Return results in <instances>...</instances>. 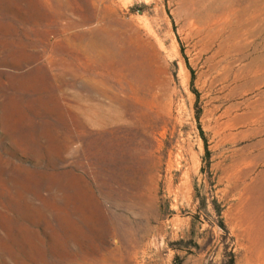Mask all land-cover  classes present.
<instances>
[{
  "label": "rangeland",
  "instance_id": "obj_1",
  "mask_svg": "<svg viewBox=\"0 0 264 264\" xmlns=\"http://www.w3.org/2000/svg\"><path fill=\"white\" fill-rule=\"evenodd\" d=\"M252 1L0 0V264H264Z\"/></svg>",
  "mask_w": 264,
  "mask_h": 264
},
{
  "label": "bare ground",
  "instance_id": "obj_2",
  "mask_svg": "<svg viewBox=\"0 0 264 264\" xmlns=\"http://www.w3.org/2000/svg\"><path fill=\"white\" fill-rule=\"evenodd\" d=\"M182 1H183V0H182ZM231 1H232V0H231ZM234 1H235V0H234ZM250 1H251V3L253 2L252 0H250ZM204 2H205V1H204ZM208 2H209V1H208ZM236 2H240V0H236ZM221 3H222V6H223L224 1H222ZM226 3H227V2H226ZM213 4H214V3H213ZM216 5H217V4H216ZM225 5H226V4H225ZM225 5H224V6H225ZM249 5H251L250 2H249V4H248L247 6H245V8L243 9V12H246V7H248ZM257 5H258V4H257ZM209 6H210V5H209ZM230 6H231V5H230ZM188 7H189V6H188ZM192 7H193V6H192ZM201 7H203V6H201ZM206 7H207V6H206ZM206 7H204V11H203L204 13H202V14L204 15L203 17H205L206 20H211L212 17L214 18V16H213L212 14H210V12H209V11L212 10V9L209 8V7H208V8H206ZM213 7H214V6H213ZM242 7H244V5H243ZM249 7H250V6H249ZM189 8H190V7H189ZM199 8H200V5H199ZM205 8H206V9H205ZM225 8H226V6H225ZM232 8H233V7H232ZM250 8H251V7H250ZM250 8H249V9H250ZM254 8H255V7H254ZM222 9H223V8H222ZM230 9H231V8H230ZM255 9H256V8H255ZM183 10H184V9H183ZM218 10H219V9H218ZM220 10H221V9H220ZM231 10H233V9H231ZM231 10H230V12H231ZM224 11H225V10H224ZM228 11H229V10H228ZM234 11H235V10H234ZM237 11H238V9H237ZM252 11H253V10H252ZM257 11H258V10H257ZM260 11H261V10H260ZM230 12H229V13H230ZM255 12H256V11H255ZM212 13H213V12H212ZM220 13H222V12H220ZM220 13H218V14L220 15ZM241 13H242V12H241ZM213 14H214V13H213ZM223 14H224V13H223ZM225 14H226V13H225ZM225 14H224V16H225ZM233 14H234V12H233ZM238 14H240V13H238ZM244 14H246V13H244ZM253 14H254V13H253ZM253 14H251V15H253ZM215 15H216V14H215ZM235 15H236V14H235ZM247 15H248V13H247ZM251 15H250V16H251ZM222 16H223V15H222ZM238 16H239V15H238ZM241 16H242V15H241ZM256 16H257V15H256ZM196 17H197V16H196ZM216 17H217V16H216ZM225 17H226V16H225ZM225 17H224V18H225ZM228 17H229V16H228ZM235 17H236V16H235ZM252 17H253V16H252ZM252 17L250 18V17L248 16V17H247V20H248V19L251 20ZM191 18H192V17H191ZM236 18H238V17H236ZM239 18H240V17H239ZM244 18H245V17H244ZM193 19H194V18H193ZM219 19H220V18H219ZM233 19H234V18H233ZM202 20H204V19H202ZM213 20H214V19H213ZM225 20H228V19L226 18ZM249 20H248V21H249ZM211 21H212V20H211ZM211 21H210V22H211ZM216 21H217V20H216ZM192 22H193V21H192ZM203 22H204V21H203ZM218 22H219V21H218ZM235 22H236V20H235ZM190 23H191V22H190ZM207 23H208V21H207ZM214 23H215V22H214ZM216 23H217V22H216ZM223 23H224V22H223ZM223 23H221V24H223ZM226 23H227V21H226ZM239 23H240V22H239ZM245 23H246V22H245ZM191 24H192V23H191ZM231 24H232V23H231ZM242 24H243V23H242ZM247 24H249V23H247ZM224 25H225V24H224ZM245 25H246V24H245ZM204 26H205V25H204ZM204 26H202V27H204ZM219 26H220V25H219ZM246 26H247V25H246ZM205 27H206V26H205ZM209 27H210V26H209ZM216 27H217V26H216ZM221 27H222V26H221ZM224 27H226V26H224ZM224 27H223V28H224ZM237 27H238V26H237ZM239 27H240V26H239ZM242 27H243V26H242ZM249 28H250V27H249ZM208 29H209V28H208ZM211 29H212V28H211ZM211 29H210V30H211ZM224 29H225V28H224ZM224 29H223V30H224ZM238 29H239V28H238ZM201 30H204V29H201ZM220 30H222V29L220 28L219 31H220ZM207 31H209V30H207ZM213 31H214V30H213ZM217 32H218V30H217ZM207 33H208V32H207ZM203 34H204V33H203ZM209 34H210V33H209ZM214 34H215V33H214ZM214 34H212V32H211V35H214ZM198 35H199V34H198ZM263 103H264V102H263Z\"/></svg>",
  "mask_w": 264,
  "mask_h": 264
}]
</instances>
